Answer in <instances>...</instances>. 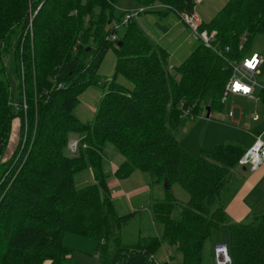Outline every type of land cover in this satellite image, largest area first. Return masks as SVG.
<instances>
[{"label":"trees","instance_id":"obj_1","mask_svg":"<svg viewBox=\"0 0 264 264\" xmlns=\"http://www.w3.org/2000/svg\"><path fill=\"white\" fill-rule=\"evenodd\" d=\"M117 1L0 0V264H71L65 233L97 241L102 264H121L136 254L159 264L163 244L182 254L180 264H202L205 242L223 227L230 230L232 264H264V212L230 223L223 204L231 170L252 144L228 142L194 154L174 134L187 110L197 117L207 106L222 109L229 62L251 53L248 44L264 34V0H229L200 27L215 33L222 54L200 42L173 68L168 53L139 32L134 18L125 22L129 10L117 11ZM137 1L163 6L152 9L159 13L193 12L196 6L194 0ZM110 48L118 57L104 84L98 71ZM259 77L264 86V62ZM92 85L106 92L92 120L83 123L75 109ZM259 97L264 100V87ZM20 117L22 130L27 120L32 136L3 162ZM73 133L81 138L71 155ZM108 145L125 158L116 177L139 170L165 188L161 237L122 243L133 215L116 211L104 171ZM86 169L93 184L77 183L76 174ZM174 185L188 194L187 202L175 198Z\"/></svg>","mask_w":264,"mask_h":264},{"label":"rangeland","instance_id":"obj_2","mask_svg":"<svg viewBox=\"0 0 264 264\" xmlns=\"http://www.w3.org/2000/svg\"><path fill=\"white\" fill-rule=\"evenodd\" d=\"M228 1L229 0H202L197 4L195 10L202 21L209 22ZM142 7L143 5H141L137 0L117 1V11L119 12L123 10H129L133 13H136ZM37 11L34 13L31 12V14L29 13L30 18L31 16L34 17ZM133 18L139 32L147 37L155 46L162 47L168 53L167 63L169 65V68L171 63L173 66H179L182 62L187 60V58L190 56L188 53H191V51L188 49H194L195 46L200 44V40L194 36L192 30L182 21L181 16L174 10L169 9L164 13H159L153 10L142 11L136 13ZM184 39L187 40V43L185 44L182 41ZM188 40L193 42V45L191 47L188 43ZM245 40L246 37H242L240 44L241 48L243 47ZM181 42L182 45L179 46ZM248 51H256L264 56V34L258 35L251 40V42L248 44ZM117 57L118 54L116 50L110 48L102 59L98 75L101 79V82H104V84L105 82L109 81V79L114 75ZM7 62L8 58L5 59V64H7ZM257 81L260 84H263V80L259 76L257 77ZM119 82L124 85L130 86V82L122 77L119 78ZM105 92L106 88H103L100 85H92L80 96L79 104L75 109V114L81 122L86 123L92 120L99 105L100 99ZM258 92L259 88L257 87L255 98L251 101L238 96L227 97L226 99L222 100V109L214 110L212 112V117L209 118H207L206 109L197 117H192L189 114H184L179 127L174 132L175 136L185 149L194 154L201 153L200 149L210 150L217 145L225 144L228 142H235L243 146H247L249 143L256 139V136L252 133V130H254V128L260 131L262 135L261 137L264 140V100L260 99ZM231 112L232 115L233 112L235 113L234 116L230 115ZM255 114L261 116L260 121L256 122L254 120ZM238 117L239 120L237 122ZM22 122L23 121L21 117L16 118L13 121L14 124L11 131L9 144L5 150V154L2 156L3 162H7V160L11 159L13 157V154L17 151L18 147L23 148L24 145H26L25 140H28L32 136L30 127H27V120L24 130H22ZM73 134H71L70 140L68 142V151L71 155L75 154L78 151V145L80 143V139L78 140L72 138ZM74 142L77 143L76 148L73 146ZM70 145L73 149H75L71 150ZM249 146H247V148ZM110 147L113 148L112 150H114L116 154H119L117 153L118 151L113 145H111ZM104 156H111L110 149L105 150ZM11 168L12 167L10 166V168L7 170V173L12 172ZM242 168L243 167L241 166H237L231 170L229 181L235 180L234 185L232 183H229L223 192V204L224 206L226 205L227 209L230 204L227 202L231 199L230 196L233 189H236V191L240 189L244 179L249 177L251 174L249 169L245 170V172L240 171L243 170ZM104 171L108 185H111L113 183V188L111 187L112 190L119 189L121 191H124L121 187V184L127 183V185H125L126 194L122 197H117V200L121 201L119 202V206L124 207L125 203L123 201L128 200V197L126 195H128L130 198L133 196V185H128L127 180L120 181L119 179H116L114 175L112 177V174L109 170L104 169ZM235 171L237 172L234 173ZM89 172L90 169L79 172L75 176V181L77 183H80L81 176L84 175L85 177H88ZM234 174L235 178L233 177ZM81 183L83 185L86 184V182ZM89 184L93 183L90 182ZM156 188L157 186L154 187V190ZM171 190L172 193L174 195H177L178 197H180V194H185L186 196H188V194L178 185H174ZM148 194L149 193L142 196L139 195L141 196L140 199L144 200L148 196ZM113 196L114 195L112 194V199L114 200ZM153 198L155 204V216H158L159 214H165L160 210V208L164 206L163 203L167 201L163 199V196L156 197L155 193H153ZM253 199L254 198L251 197L249 201L253 203ZM257 204L261 203L259 202ZM116 205H118L117 201L115 203V206ZM119 206L118 209L117 206L115 208L117 213L121 214V211L124 209H119ZM263 212L264 210H259L257 214H261ZM253 216L245 219V221L251 220ZM130 220L131 221L122 229L123 232L121 239L122 243L125 246L134 245L140 242L143 238L158 236V231H160L161 234L163 233V227H161L163 224L160 225V222L155 221L156 224L152 222L153 225H151L150 217L146 216L145 213L140 210ZM63 241L65 246L70 249L68 257L69 263L102 264V258L97 252V241L75 235L74 233H65ZM216 241H224L228 246L230 244V230L226 227H223L212 232L211 237L205 242L202 264H218L216 252L214 253V260L210 257V251L212 252V249L214 250L213 244ZM164 245L168 246L167 244ZM168 255L169 263L171 264H178V260L180 256H182L181 253L180 255H178V252L175 253L172 250L168 251ZM46 264H49V262H47Z\"/></svg>","mask_w":264,"mask_h":264},{"label":"crops","instance_id":"obj_3","mask_svg":"<svg viewBox=\"0 0 264 264\" xmlns=\"http://www.w3.org/2000/svg\"><path fill=\"white\" fill-rule=\"evenodd\" d=\"M203 22H205V21H203ZM182 41H183L184 44L187 43L186 39H184ZM188 43L190 44V47L193 45V42H191L190 40H188ZM181 45H182V42L179 44V46H181ZM199 45L200 44L195 46L194 49H188V50H190L191 53H192V52H194V50ZM191 53L189 52L188 54L191 55ZM175 66L177 67L178 65H174L173 66L172 63L170 64V68H173ZM256 91H257V88L254 90V92L252 94V97H243V98L251 101L252 99L255 98ZM258 94H259V92H258ZM184 114H189L190 115V113H187V112H185ZM234 114L235 113L233 112V115H231V116H234ZM209 117H212V111H211ZM238 120H239V117L237 119V122H238ZM254 120L256 122L260 121L261 120V116H258V115L255 114ZM252 133L255 136H257V134L262 136L260 131L258 129H255V128H254V130H252ZM72 138L79 140L81 137L78 136V134H73ZM251 143H249L247 146H249ZM110 146L111 145H108L106 147V149H105V150L110 149V151H111V156L110 157H108V156L105 157L104 156L105 169L109 170L111 172L112 177L114 175V177L116 179H119L120 181L127 180L128 181V185H133L132 187H134V190L132 191L133 196L130 198L128 195H126L128 197V200H124L123 202L125 203V206L124 207H120L119 206V202H121V201L117 200V197L118 196L122 197L123 195L126 194L125 193L126 192L125 191L126 190V188H125L126 186L125 185H127V183H125V184L122 183L121 184V187H122V189L124 191H121L119 189L112 190V188H113L112 184L113 183L111 185L110 184L108 185L109 189L111 191V195L112 194L114 195L113 196V198H114L113 201H115L114 204L116 203V201L118 203V205H116L117 209H118V206H119V209H124V210L121 211V215H123V214H132L133 216H135L137 214V212L140 210V211L144 212L146 216L150 217L151 225H153V223H155V221L160 222V225L161 224L164 225V223H165V221L167 219V214H159L158 216H155V213H154L155 204H154L153 193H155L156 197L163 196V199L166 200L167 194L165 192V188L160 186V185L152 184L151 180L149 179L147 174L142 172V171H139V170L134 171L129 177H127L125 179H121V178L116 177L115 171L124 162L125 158L124 157L122 158V156H119V155H121L119 152H117L119 154H116V152H114V150H112L113 148L110 147ZM247 146H245V147H247ZM115 161H117V162H115ZM245 170H248V168H246ZM245 170L243 169V170H240V171H244L245 172ZM236 172L237 171H235L234 173H236ZM233 177L235 178V174L233 175ZM93 180H94V176H93L92 171L90 170L88 177H85L84 175L81 176L80 183L81 182H86V184H89L90 182L93 183ZM234 181L233 180L229 181V183H232L234 185ZM155 186H157V188L154 190ZM175 191H176V189H175ZM147 193H149L148 196L144 200H141L140 197L142 195H146ZM139 195H141V196H139ZM174 196H175V198L178 201L181 202V204L187 202L188 199H189V196H186L185 194H180V197H178L177 195H174ZM230 197H231V199L227 202V203H230L229 206H228V209L226 208V205H225V212L227 214L228 221L230 223H235V222H239V221H243V220L245 221V219L250 218L253 215H256L257 212H259V210H264V163L256 171L251 172L249 177L244 179L240 189H238L237 191H236V189L235 190L233 189L232 194H231ZM251 197L254 198L253 201H252L253 203H251L249 201V199ZM161 198H159V199H161ZM131 199H132V201H131ZM259 202L261 204H257ZM160 210L163 211V212H166V210H168V209H166L165 206H162L160 208ZM163 225L161 227H163ZM157 235H158V237H161L162 234L160 233V231H158ZM220 242L226 244L224 241H216L213 244L214 250L212 249V252L210 251V257L212 259L214 258L215 246L217 244H220ZM169 250H172L175 253L178 252V255H180V252L176 248L171 247L170 245L165 246L163 244L162 247L160 248V251L156 255L157 262L159 264H161L163 262H168V264H171V263H169V255H168V251ZM181 260H182V256H180V258L178 260V264L181 263Z\"/></svg>","mask_w":264,"mask_h":264},{"label":"built area","instance_id":"obj_4","mask_svg":"<svg viewBox=\"0 0 264 264\" xmlns=\"http://www.w3.org/2000/svg\"><path fill=\"white\" fill-rule=\"evenodd\" d=\"M202 0H194L196 6ZM195 6V8H196ZM163 6L157 4L152 7L143 6L138 12L158 9ZM136 12V13H138ZM136 13L129 11L125 17V22L135 16ZM182 21L192 30L194 36L200 40L205 46L212 48L219 54H222V50L216 47L213 43L215 40V33L208 32L207 30H201L200 27L203 23L200 16L194 10L193 12H182L179 14ZM32 16L30 18L29 30L32 31ZM112 40L116 39L115 35L110 37ZM244 38V37H243ZM241 48V47H240ZM264 62V56L259 52H251L244 56L241 60H233L229 62V66L232 70L231 77L229 78L223 100L229 96H244L252 97L254 90L264 86L257 81V77L260 74L261 66ZM239 85L240 87H237ZM23 108L26 109L27 105L24 101ZM189 113V110L186 111ZM232 115V112L231 114ZM26 142V140H25ZM73 146L76 148L77 143L74 142ZM74 148V149H75ZM70 149L74 150L70 145ZM4 160V159H3ZM264 163V140L260 135L256 136L255 141L247 149V151L239 159V166L248 168L251 172L256 171ZM218 264H232V259L229 255L228 246L224 243L216 245L215 248Z\"/></svg>","mask_w":264,"mask_h":264},{"label":"water","instance_id":"obj_5","mask_svg":"<svg viewBox=\"0 0 264 264\" xmlns=\"http://www.w3.org/2000/svg\"><path fill=\"white\" fill-rule=\"evenodd\" d=\"M122 43L119 42L118 45H121ZM206 112H207V118H209L210 113H211V107L207 106L206 107ZM244 170L246 167L243 168ZM167 185V182H166ZM121 264H153L152 262L146 261L145 257L142 254H136L132 257H130L128 260L122 262Z\"/></svg>","mask_w":264,"mask_h":264},{"label":"snow or ice","instance_id":"obj_6","mask_svg":"<svg viewBox=\"0 0 264 264\" xmlns=\"http://www.w3.org/2000/svg\"><path fill=\"white\" fill-rule=\"evenodd\" d=\"M237 87H240L239 85H237Z\"/></svg>","mask_w":264,"mask_h":264}]
</instances>
